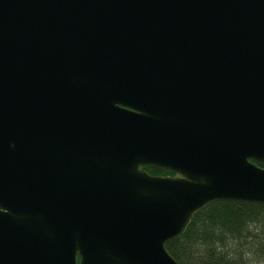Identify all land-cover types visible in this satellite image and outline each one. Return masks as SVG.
<instances>
[{"label": "water", "instance_id": "water-1", "mask_svg": "<svg viewBox=\"0 0 264 264\" xmlns=\"http://www.w3.org/2000/svg\"><path fill=\"white\" fill-rule=\"evenodd\" d=\"M252 159L264 0H0V264H179L197 209L264 202Z\"/></svg>", "mask_w": 264, "mask_h": 264}, {"label": "trees", "instance_id": "trees-1", "mask_svg": "<svg viewBox=\"0 0 264 264\" xmlns=\"http://www.w3.org/2000/svg\"><path fill=\"white\" fill-rule=\"evenodd\" d=\"M252 160L264 167V161ZM142 167L150 174H174L158 165ZM165 245L179 264H264V202L212 200Z\"/></svg>", "mask_w": 264, "mask_h": 264}, {"label": "flooded vegetation", "instance_id": "flooded-vegetation-1", "mask_svg": "<svg viewBox=\"0 0 264 264\" xmlns=\"http://www.w3.org/2000/svg\"><path fill=\"white\" fill-rule=\"evenodd\" d=\"M77 260H79V255H77Z\"/></svg>", "mask_w": 264, "mask_h": 264}]
</instances>
